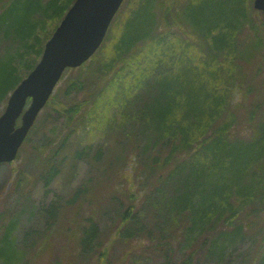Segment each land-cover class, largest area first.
I'll return each mask as SVG.
<instances>
[{
	"label": "trees",
	"instance_id": "1",
	"mask_svg": "<svg viewBox=\"0 0 264 264\" xmlns=\"http://www.w3.org/2000/svg\"><path fill=\"white\" fill-rule=\"evenodd\" d=\"M73 2L0 0V113ZM131 11L112 37L99 70L91 73L85 67L104 48L110 31L97 54L71 69L78 72L60 88L61 98L52 94L44 107L66 119L65 124L72 125L70 133L91 123V114L99 113L98 100L105 99L104 107L118 109L111 116L106 112L105 125L127 139L146 175L145 185L153 191L149 198L143 193V213L137 204L122 210L116 195L120 188L110 189L108 197L120 218L113 226L119 227L122 241L155 242L160 264H194L193 252L173 261L171 244L190 235L206 236L198 246L204 252L201 256L223 258L222 264H228V246L248 236L255 238L259 230H252L253 225L264 221L260 217L264 211V81L251 84L253 69L257 77L264 64L258 61L264 57V21L256 22L252 12L264 14L252 5L250 10L246 0H136ZM88 78L95 85H89ZM234 86L242 93L237 108L228 101ZM89 107L96 111L83 114ZM69 136L49 155L44 147L36 152L47 187L61 171L60 154ZM94 157L104 160V148L99 146ZM123 157L115 162L121 164ZM112 178L113 169H99L96 183L110 188ZM259 192L262 202L251 207ZM78 193L51 202L45 210V228L29 230L18 240L13 235L15 222L3 223L0 214V264L19 263L25 249L47 239L58 222L73 230L75 220L65 215L73 209ZM87 220L89 226L75 230L80 237L72 236L81 245L80 254L90 250L85 244L97 236L95 222ZM249 251L259 256L257 264H264V238L259 248Z\"/></svg>",
	"mask_w": 264,
	"mask_h": 264
},
{
	"label": "rangeland",
	"instance_id": "2",
	"mask_svg": "<svg viewBox=\"0 0 264 264\" xmlns=\"http://www.w3.org/2000/svg\"><path fill=\"white\" fill-rule=\"evenodd\" d=\"M247 3L251 10L253 0H246ZM135 4L136 0H125L122 3L111 26H109L110 33L108 39L106 38L107 40L105 39V43H103L104 48H100L101 50L97 51L98 54L96 52V58L85 67V69H89V72L94 73L99 70V64L103 61L101 58L106 55L112 37L117 35L123 21L132 13L131 9ZM252 15L256 22L264 21V15L253 12ZM143 40L144 38L140 41ZM258 61L263 63L264 57ZM261 68L257 77H255L256 67L253 69L251 75L254 74V77H252L251 84L256 85V82L261 78L264 81V64ZM77 72L78 70L66 69L53 94L59 93V98H61L60 88L66 85L69 80L74 79ZM88 79L91 80L89 85H95L92 78ZM236 88L238 87H233L228 101L237 108L239 104L236 102L239 101L242 93L239 88ZM83 96L84 92L78 97ZM97 102H100L99 113L91 114V123L81 127L75 133H70L72 131H69V126L72 125L65 124L66 119L50 114V107H43L36 120V126L29 136L30 139L23 144L15 159L11 162H0V214L4 217L3 223H8L10 220L15 222L13 235L17 240L21 239L29 230L44 229V218L47 214L45 210L50 203L55 199H68L75 191L79 190L73 199L74 203L71 204L73 209L69 210L66 215L64 214L65 219L75 220L71 224L73 230L68 231L66 226H60L59 222L56 223L48 238H43V240L27 247L26 254L17 264H160L162 260V256L156 251L158 246L153 247L155 242L147 239H134L128 242L129 239H127V243H125L126 240L122 241L117 235L119 227L116 224L120 223V218L108 197L110 189L120 188L116 190V195L122 202V210L128 209L132 204H137V208L141 211L143 208V213L145 212L143 193L149 198L153 191L146 187V175L141 172L142 166L137 161V156L134 157L127 139L120 138L111 126L105 125L106 112L111 116L114 111L118 113V109L108 104V107H104L105 99ZM91 107L83 114L92 111ZM100 124H104V126ZM250 129L248 127L247 132ZM66 134L70 136L66 139V147L62 148L64 150L60 154L62 157L61 171L47 187L44 185L41 172L43 171L41 158H35L36 152L44 147L49 150L47 154L49 155L52 149L57 148V144ZM244 138L248 137L244 136ZM99 146L102 150L104 148V160L100 161L94 157ZM76 150H78V154L75 152ZM120 156L124 157L121 164H118L115 161ZM107 162L109 163L107 164ZM106 164L107 169H113L114 178L109 182L110 188L106 186L99 188V183H96L99 178V169H106L104 167ZM91 184L92 187L89 188ZM260 197L262 198V195L259 192V198L254 199L251 207L260 205L259 202H262ZM137 198L138 200H136ZM135 213L138 215L137 211ZM58 217L61 218L62 214H59ZM260 217H264V211L260 212ZM88 218L95 222L97 236L93 237L94 240H91L93 242L89 241L88 244H85L92 250V253L86 254L85 252L90 250L85 249L80 254L79 250L82 248L79 247L81 245L77 244V240H74L72 236L80 237V234L75 230L80 225L89 226ZM116 220L117 222L113 226ZM256 229L259 231L256 232L257 234L255 233V238L248 236L245 240L235 244L234 247L228 246L226 251L228 264H245V260H251L253 264L258 263L259 256L249 250L256 246L259 248L264 238V221L256 222L252 230ZM204 238L206 236L195 238L194 235H190L186 239L174 240L170 247L172 260L177 263L193 252L194 264H222L223 258L214 260L201 256L204 252H200L198 246ZM38 249L42 250L37 252ZM196 255L201 257L198 258Z\"/></svg>",
	"mask_w": 264,
	"mask_h": 264
},
{
	"label": "water",
	"instance_id": "3",
	"mask_svg": "<svg viewBox=\"0 0 264 264\" xmlns=\"http://www.w3.org/2000/svg\"><path fill=\"white\" fill-rule=\"evenodd\" d=\"M123 0H75L45 42L34 68L11 91L0 114V162L12 161L62 73L101 45ZM264 13V0H254ZM19 122V124H18Z\"/></svg>",
	"mask_w": 264,
	"mask_h": 264
}]
</instances>
